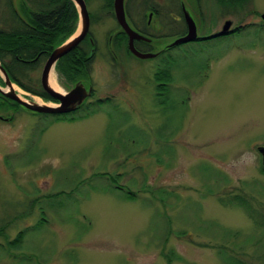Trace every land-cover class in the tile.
<instances>
[{
	"label": "rangeland",
	"instance_id": "obj_1",
	"mask_svg": "<svg viewBox=\"0 0 264 264\" xmlns=\"http://www.w3.org/2000/svg\"><path fill=\"white\" fill-rule=\"evenodd\" d=\"M9 2L0 0V27ZM154 2L174 29L157 27L152 52L185 30L179 0L174 20L170 1ZM186 4L200 36L227 21L239 30L117 64L108 42L119 27L94 0V105L57 121L20 105L7 121L15 106L0 100V264H223L222 246L245 260L264 253L259 217L235 199L264 210V0H203L202 18ZM169 66L160 99L156 78ZM53 79L62 92L79 82ZM21 232L22 249H10Z\"/></svg>",
	"mask_w": 264,
	"mask_h": 264
},
{
	"label": "flooded vegetation",
	"instance_id": "obj_2",
	"mask_svg": "<svg viewBox=\"0 0 264 264\" xmlns=\"http://www.w3.org/2000/svg\"><path fill=\"white\" fill-rule=\"evenodd\" d=\"M93 1L94 0H85L87 8H88L89 16H90V33L76 48H74L71 52H69L64 57H62L59 60L57 67H56V72L59 75L61 81L66 80L69 84H72V83L79 81L82 84H84L87 89H90V87L93 88L92 95L86 100V103L89 101V99L93 98L96 95V91L93 87L92 74H93L94 68H95L94 62H95L96 55L98 54V51H99V45H98V42L95 39L94 34L92 32V29H91L92 24H94L93 18H96V16L93 15L91 7H90L92 5ZM168 1H170L171 3L170 4L168 3L166 5V7L170 6V8L172 9L171 11H169L168 19L170 17V19L174 20L175 0H168ZM183 1H185V2L188 1L189 3H192L193 6L192 5L191 6L194 7V9L197 11L199 17L202 18L201 17V11H203V8H202L201 3L203 0H183ZM217 1H220V0H217ZM225 1H238V0H225ZM101 2H103L104 6L101 7L100 12L104 13L107 16L113 17L115 20V23L119 27L118 34L117 35L115 34L113 37H110L111 39H109V42H108V45H109L108 50H109V54H110L109 56L111 57V59L115 63L118 64V62H120V63L122 62V58L120 56L121 54L128 53L127 55H129V54L133 55L130 51V38H129L128 34L124 31V29L120 27V24L117 21L115 0H101ZM179 2H180V5H178V8L180 7V11L182 12L181 20H182V22L184 21L185 30L183 33L176 36V39L186 35L188 32V25L186 23L183 8H182L183 7L182 0H179ZM59 4L62 5V3H59ZM59 4H58V6H59ZM158 6L159 5L155 4L154 0H126L125 1V12H126L127 19H128V22L130 23L131 27L133 29H135L136 31H138L139 33L146 35L148 37L155 36L157 33L155 31H158L157 27H161V24L160 25H154L153 22L149 21L148 16L150 13H152L155 15L156 18H160L159 13L161 10L159 9ZM54 10H52V9H44L43 10L42 9V12H41V13H43V18H41L42 23L39 24L38 27L36 25H27L26 29H28V31H31V30L39 31L38 29H42V32H46L49 35V37H54L56 34H58L57 36L59 37V39L56 42V44H57V43L62 42L66 37H68V35L72 31V29H74L73 31H75L77 29L78 20L76 22L73 21L72 26H70L69 24H67V25L59 24L63 20V10L62 9H58L55 11ZM53 11H54V14H56V15L50 16ZM73 12H74V10L72 11V13ZM77 13H78V11H77ZM97 15H100V14H97ZM52 17L54 19V24H52V23L49 24V19H52ZM161 22H162V20H161ZM162 24H163L162 27L165 28L166 27L165 24L163 22H162ZM173 25H174L173 22H171L170 24L167 25L166 28L174 29ZM232 30L233 31L229 34L237 32L239 30V27L237 25L236 26L233 25ZM63 31H64V33L61 34V32H63ZM213 33H211L209 36H204V35L200 36L201 39L197 40V42H190V43H186V44L177 45L174 47H168L175 40L174 39L169 44L162 46L159 50L155 51L154 53H160V55L157 58L152 59V60H159V59L161 60V59L169 58L171 56V53L173 51H175L176 49L183 47V46L190 45V44H196V43L203 42L206 38H211ZM229 34H227V35H229ZM174 37L175 36L171 35L170 39L174 38ZM220 37H226V35L219 36V37H213V38L217 39ZM27 38L30 39L29 37H27ZM134 44H135V47L138 50H140L141 52H145V53L152 52V50L149 51L151 49V42L135 40ZM44 47H45V45L42 44L41 50H39V52L33 58H30V59H22L21 58L20 59L19 57H16V59L18 60L17 63H14L12 58L8 57L9 54H7V56H3L0 58H4L5 62H7L10 65H13L14 69H17V70H21L23 65L34 66L32 68V70L29 72V75L31 76L30 78H32L33 81L39 80L38 85H40L41 91L46 93V91L43 89L42 84H41V77H42V73H43V68H44L47 60L51 56L53 50L50 53H47V51H46V49H44ZM91 49H93V50L91 51ZM94 50H95V52L93 54ZM0 53H2L3 55L5 54L4 51H2L1 49H0ZM90 53H92L93 59H90V57H89ZM94 55H95V58H94ZM0 62L10 77L9 70L5 66L7 64H4L1 59H0ZM79 62L81 64L80 66L78 65ZM64 69L67 71L65 72ZM40 70H42L41 76L38 78H34L33 74L39 72ZM3 79H4V75L2 74V72L0 70V86L4 88L5 85L1 81ZM37 81H36V83H37ZM28 82L26 84H28ZM31 85H35V83H33V84L31 83ZM33 88H35L36 91H38L36 86L35 87L33 86ZM72 88H73V86L70 89H68L67 92L70 91ZM26 91L28 92L27 93L28 95L35 96L36 98L38 96L40 99L42 98L46 101L54 102L56 104L60 103L59 101H57L55 99H47L38 93L36 94L32 91H28V90H26ZM0 100L7 102V103H11V104L16 103L10 99H6L1 93H0ZM16 104H18V103H16ZM0 107H2V106H0ZM13 107H14V104H13ZM20 107L21 106L18 104V106H15L13 108L14 114L12 116V120H14V118L16 116V112H18L17 109ZM76 112H77V110L74 112L61 114V116L58 118L59 119L66 118L68 116L76 114ZM31 113H33V112H31ZM33 114H35V113H33ZM39 115L45 116L47 118H52L51 114H45V115L39 114Z\"/></svg>",
	"mask_w": 264,
	"mask_h": 264
},
{
	"label": "trees",
	"instance_id": "obj_3",
	"mask_svg": "<svg viewBox=\"0 0 264 264\" xmlns=\"http://www.w3.org/2000/svg\"><path fill=\"white\" fill-rule=\"evenodd\" d=\"M59 3H62V5H60ZM72 3L73 2L70 0H37V2L32 3L33 7H36L32 11L31 5L29 3H26L25 0H20L19 9H17L13 5L12 0H10L9 5L11 7V12H12L11 16H9V18L6 19V23L4 21V27H0V49L4 51L5 53L4 55L0 53V57L7 56V54H9L8 57H11L14 63H17L18 60L16 59V57H19L20 59L21 58L22 59L33 58L39 52V50H41L42 44L45 45L44 49H46L47 53H50L52 50H54L56 46L62 44L64 41L67 40L68 37H70L73 34L74 29H72L68 37H66L62 42L56 44V42L59 39V37L57 36L58 34H56L54 37H49V35L46 32H42V29H38L39 31H36V30L28 31V29H26V26L36 25L38 27L39 24L42 23V19H41L43 18V13H41L42 9L43 10L44 9H52V10L62 9L63 10V20L59 24H62V25L69 24L70 26H72L73 21L76 22L78 20L77 9L74 3L73 4ZM73 10L74 12L72 13ZM54 11L52 12L50 16L56 15L54 14ZM50 23L54 24L53 17L52 19H49V24ZM260 26L263 27L264 22H262ZM260 29H263V28H260ZM63 33L64 31L61 32V34ZM27 37H29L30 39H28ZM0 59L3 61L4 64H7L5 66L9 70L10 77L13 82L18 83L25 90L32 91L36 94L38 93L47 99H53L49 95L41 91V87L40 85H38L39 80L38 81L36 80L37 81L36 83V81H33L32 78H30L31 76L29 75V72L32 70L34 66L23 65L21 70H17V69H14L13 65H10L7 62H5L4 58H0ZM78 65L79 66L81 65L80 62L78 63ZM64 71L66 72L67 70L64 69ZM156 79L159 82L161 81L160 84L157 85L158 98L161 99L162 96H165L166 99H169V93H170L169 87H167V85L163 84L162 82H166V81L170 83L172 82V74H171L170 66H169V69L167 68L164 70H160V73L157 75ZM27 82L28 84H26ZM31 83L32 84L35 83V85H31ZM33 86L34 87L36 86L38 91H36V89L33 88ZM110 101L111 100L109 99L98 100L97 103H100V104L103 102L109 103ZM13 104L14 106H18V104L16 103H13ZM93 105L94 103H91L89 105L86 103L85 105L81 106L77 110V112L79 111L81 112L86 108L89 109L90 106H93ZM51 116H52V119H54V121L64 119V118H61V119L58 118L61 116V114H51ZM165 129H166V126H165ZM235 199L238 200L240 204L244 206L250 214L251 213L252 215L257 214L259 218L258 220H256V225L263 231V237H264V210L256 209L254 206H252V204H249L244 198L236 197ZM47 207L52 210H56L55 212L59 213V211H57V208L54 206L53 203L51 205L49 204ZM0 230H2V225H0ZM25 241H26V232H21L12 243H9L10 244L9 247L10 249L12 248L16 251H19L22 249ZM261 242L263 245H261ZM261 242L257 243V246H256L257 249L262 250L264 248V241L261 240ZM219 254L223 260V264H264V253L263 254L261 253L262 255L258 257L257 261H253L254 257H252L251 260L247 258L245 260L242 258V256L236 254L234 251L231 252L227 247L222 246Z\"/></svg>",
	"mask_w": 264,
	"mask_h": 264
},
{
	"label": "water",
	"instance_id": "obj_4",
	"mask_svg": "<svg viewBox=\"0 0 264 264\" xmlns=\"http://www.w3.org/2000/svg\"><path fill=\"white\" fill-rule=\"evenodd\" d=\"M74 3L78 11V26L74 34L64 41L62 44L56 46L47 60L41 77V84L46 93L53 99L59 101V104L56 105H48L43 102L30 100L29 98L22 97L20 94L16 92L14 89V83L12 79L7 74L6 70L2 66L0 62V70L4 75L5 88L0 86V93L6 98L10 99L19 105H21L25 110L37 113V114H66L70 112H74L78 110L86 100L92 95L93 88L87 89L84 84L81 82L75 83L73 88L68 92H62L59 89L55 88L51 84V80L53 78V74L56 71L57 64L59 60L71 52L74 48H76L90 33V16L88 12V8L85 0H70ZM125 1L126 0H115V8H116V17L117 21L120 24V27L124 29V31L128 34L130 38V51L140 60H152L157 58L160 53L154 52H141L135 47V40H141L150 42L151 39L146 35H143L133 29L128 22L127 15L125 12ZM183 3V12L186 23L188 25V32L186 35L175 39L168 47H174L181 44H186L190 42L197 41L201 39L198 32V25L195 22L193 15L190 13L189 8L185 1L182 0ZM149 21L160 25L158 19L154 14L150 13ZM262 19L264 20V14L262 15ZM234 23L232 21L225 22L223 28L212 34L211 37H219L224 36L231 33L232 27ZM163 29L161 26L159 30ZM95 50L93 51L94 54ZM12 117H9L7 121H11ZM259 151L263 155V167H264V147H260Z\"/></svg>",
	"mask_w": 264,
	"mask_h": 264
},
{
	"label": "bare ground",
	"instance_id": "obj_5",
	"mask_svg": "<svg viewBox=\"0 0 264 264\" xmlns=\"http://www.w3.org/2000/svg\"><path fill=\"white\" fill-rule=\"evenodd\" d=\"M51 84L55 87V88H57L58 89V87L56 86V84H55V81H54V79L52 78V80H51ZM14 89L16 90V91H18L19 93H22V91H20L19 89H17V87L14 85ZM38 99V98H37ZM38 102H40V100L38 99Z\"/></svg>",
	"mask_w": 264,
	"mask_h": 264
}]
</instances>
